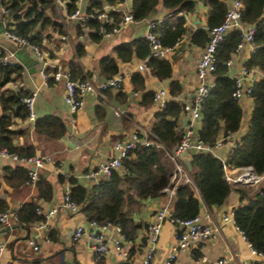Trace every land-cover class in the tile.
<instances>
[{
    "label": "trees",
    "instance_id": "16d2710c",
    "mask_svg": "<svg viewBox=\"0 0 264 264\" xmlns=\"http://www.w3.org/2000/svg\"><path fill=\"white\" fill-rule=\"evenodd\" d=\"M77 0H65L66 13L70 14L76 8ZM126 0H89L84 12H96L105 6L118 7ZM199 2L207 6V29L197 28L188 31L185 18L170 17L171 12L183 11L192 13ZM242 19L245 24L254 25V51L244 62L247 69L258 68L264 74V0H241ZM166 11L162 22L156 28L163 45L172 46L188 31L191 43L204 47L208 40V28L219 24L227 10L225 0H130V13L135 22L142 21L154 13L158 6ZM1 9L7 29L25 38L29 43L37 45L52 58L59 49L60 36L66 34L63 17L57 13L54 0H1ZM113 22H118L122 13L117 10L109 12ZM100 21L91 19L87 23V37L98 41L102 36L98 33ZM77 35L83 33L82 26L76 23ZM240 33L229 31L216 49V67L211 74L213 86L207 98L201 104V119L198 134L209 146H214L217 138L223 134L238 131L242 120V107L239 100L232 96L235 88V77L227 74L226 61L234 53ZM118 58L128 62L132 57L147 59L146 64L158 79H169L172 76V62L166 58L150 55L148 42L143 36L122 41L114 46ZM78 56L84 53L82 43L75 45ZM5 54L0 44V58ZM100 73L109 78L119 72L118 65L109 55L98 61ZM72 78H88L76 62L68 63ZM48 68L47 72H51ZM24 69L21 64H0V148L19 157L31 156L37 150L33 144L16 145L15 139L29 136L30 131L37 137L60 139L66 133V124L57 115L36 117L32 130L30 128L14 129L16 121L28 118V110L23 99L30 94L22 86ZM136 88L143 89V76L135 72L131 77ZM18 82V83H17ZM49 83L52 78H49ZM16 85V87H14ZM182 92L178 80L169 82V98L165 107L154 114L148 132V138L157 140L170 150L180 141L182 131L179 130L177 119L184 111V103L176 99ZM153 92L143 93L145 99H152ZM253 108L245 133L240 136L226 157L230 167L250 166L257 175L264 174V77L255 81L249 95ZM95 114L100 119L104 113L100 105H96ZM190 168L188 173L191 183H178L171 206V215L176 219H187L197 215L202 206L207 209L212 205H221L232 193L239 196V204L232 208L234 224L241 230L246 241L257 251L264 254V180L254 191L251 185L229 184L224 178L222 161L209 152H194L188 156ZM173 164L169 161L164 149L138 144L127 157L122 160V168L112 174L108 180H100L92 185H84L70 176L69 197L79 205L87 220L104 223L108 221L119 223L126 237L130 236L128 225L131 218L128 211L141 200L155 198L164 194L163 189L172 187L174 182ZM13 186L24 184L28 179V168L17 165L10 176L5 178ZM58 184H63L65 178L57 174ZM36 196L24 202L16 211L18 222L29 229L33 224L42 221L44 217L36 213L39 202H48L53 197L54 184L42 175L35 184ZM6 210V205L0 200V211ZM55 240V231L49 233Z\"/></svg>",
    "mask_w": 264,
    "mask_h": 264
},
{
    "label": "crops",
    "instance_id": "0c3cea01",
    "mask_svg": "<svg viewBox=\"0 0 264 264\" xmlns=\"http://www.w3.org/2000/svg\"><path fill=\"white\" fill-rule=\"evenodd\" d=\"M54 1L59 16H64L62 19L66 25V38L62 40L61 36L59 37L60 47L54 57L50 58L42 50L44 54L49 59L57 58L62 69L68 72V63L71 60L75 61L79 69L85 74L88 73V78L94 83L105 79L99 71L98 61L106 55L115 60L119 73L128 75H125L123 83L116 88L107 89L100 93L86 94L83 97V107L76 114L75 122L71 123L69 106L64 101L63 81L55 82L52 80L51 83L48 82L47 85H43L38 61L34 63L27 59L29 67L22 65L24 72L22 82H20L21 86L30 93L36 86L40 87L35 103L36 117L49 114L59 116L66 124V133L60 139H46L37 137L30 131L29 136L19 135L15 139L16 145L33 144L37 147L35 153L43 154L44 151H47L48 153L45 154L51 157L52 164L46 165L41 170L40 176L42 175L53 182V197L48 202H39L38 205H42L44 209L55 207L56 213L51 217L48 227L42 232L38 242V250H33L26 242L28 236L33 234L35 224L27 229L19 222L14 223L11 227H6L0 223V240L5 242L0 264H140L145 251L147 228L153 221V215L162 206L168 205L171 209L174 196L169 197L167 194H162L155 198L141 200L138 205H133L128 211L131 223L128 225L130 236L127 237L128 243L126 244V247L130 250V258L122 260L113 253H109L100 261L93 259L86 237L77 242L72 241L73 229L77 224L85 223L87 218L81 211L77 213L66 211L60 205L61 200L64 192L70 188L68 181L70 176L84 185L95 184L94 181L86 179L84 174L99 162L114 155V142L129 139L135 129H149L151 122L154 120V114L160 110L153 104L152 99L143 97L144 92L165 89L169 98V82L175 79L182 86V92L177 97H182L183 92L186 93L184 98L179 99V101L185 104L193 98L196 87V64L204 47L191 43L188 38V31L191 32L197 28L207 29L208 8L202 2H199L194 12L184 13L183 17L188 31L175 43L174 52L166 57L172 62V76L169 79H158L151 73L149 67L142 71H134L135 66L143 59L132 57L130 61L123 62L118 58L114 46L122 41H129L134 37L143 36L147 22L164 18L166 15V11L162 6L159 5L149 17L142 21H134L118 34L93 41L87 37V28H82L83 33L77 35L80 29L77 28L75 21L67 18L65 0ZM225 2L228 7L230 0H225ZM88 3L89 0L81 1V7L84 11ZM116 8L130 10V0H126L125 3ZM0 11H2L1 0ZM2 21L5 26L3 14ZM0 43H2L1 45L5 51L14 47V42L9 40L6 43ZM78 43H82L84 46V53L80 56L75 52V45ZM26 51L35 60L31 50L26 48ZM253 51L254 48L247 46L239 53H232L230 57L232 58V64L227 67L228 76L233 78L239 76L242 68H245L244 62L250 58ZM248 70L252 71L254 82L264 77L263 72L256 67ZM135 72H139L143 76V89L136 88L131 79L132 74ZM239 103L242 107L240 128L232 134L230 140L214 149L213 154L216 156L226 158L233 144L247 129L253 101L250 96H243L239 99ZM96 105L103 108L104 115L100 119L95 114ZM187 121L188 114L183 111L177 119L178 128L182 132ZM200 124V122L197 123L198 128H200ZM32 125L33 123L28 118L24 121L18 119L13 128H30L32 130ZM190 154L186 153L184 160H188ZM17 165L10 158H0V200H2V204L6 205V209L12 211H17L24 202L36 196L35 186L32 187L26 182L13 186L5 179L10 176V172ZM59 173L65 178L64 183L61 185L56 181ZM228 197L230 198V204L228 210L223 214L231 213L232 208L240 202L237 193H232ZM203 207L207 209L202 206L199 212L202 214L203 222H213L218 226L215 236L198 243L194 249L180 252L173 264H196V258L203 255L210 259H217L228 257L231 254H236V256L228 264H241L244 261L249 264H259V258L250 254L249 243L235 228V225L232 222H223V214L221 217L218 216L219 208L216 212L211 208L207 209V214H209V217H207ZM51 230L55 231V240L51 239L49 235ZM175 230L176 226L168 220L162 225L154 253L155 262L163 260L172 249L175 244Z\"/></svg>",
    "mask_w": 264,
    "mask_h": 264
},
{
    "label": "built area",
    "instance_id": "2783aa9c",
    "mask_svg": "<svg viewBox=\"0 0 264 264\" xmlns=\"http://www.w3.org/2000/svg\"><path fill=\"white\" fill-rule=\"evenodd\" d=\"M81 1L82 0L76 1L75 10L70 14H66L67 18L79 23L83 28H87L89 20H99L100 24L98 27V33L102 37L108 38L118 34L121 30L127 28L134 22L133 16L129 10H121L116 7L105 6L100 11L86 13L81 7ZM113 10L122 13L120 20L116 23L113 22V19L109 14V12ZM184 13L185 12L183 11H177L171 12L168 15L172 17H181L185 15ZM162 20L163 18H160L147 22L143 33L144 38L148 42L150 55L158 58H166L175 50V44L172 46H166L163 45L160 40L156 28ZM232 30H237L240 33V41L235 47L234 54L241 52L247 46L254 48L253 35L255 27L254 25L244 23L242 19L241 0H230V4L225 12L223 20L219 24L208 28V40L196 64V87L194 90V96L189 102L184 104V111L188 114V121L184 127L179 143L174 148L166 150L163 144L159 141L148 138V132L146 129H135L129 139L114 142V155L99 162L94 168L87 171L84 174L86 179H90L95 183L100 180L110 179L114 172L119 171L122 168V160L127 157L129 152L138 144H141L143 146H154L157 149H164L169 161L173 164L174 169L172 180L174 185L172 187L164 188V194L172 197L175 195V186L178 183H191V177L184 163V153L209 152L213 154L214 149L230 140L233 134H221L217 138L214 146H209L200 138L198 134L199 128L197 127V123L200 122L201 119V104L207 98L208 93L213 86L211 74L216 67L217 46L222 41L223 37ZM2 36L14 42L17 45V48L22 47L31 50L34 58L40 63L39 72L43 85L48 84L49 78H52L55 82L63 81L64 101L69 106L71 123L75 122L76 114L83 107V97L86 94L100 93L107 89L116 88L123 83L125 75H128L118 72L114 76L105 78L98 83L92 82L89 78L75 79L70 76L68 71L62 69L57 58L49 59L37 45L29 43L25 38L8 30L6 25L4 26ZM65 38V35L61 36L62 40ZM146 60V58L141 60L140 63L135 66L134 71H142L147 68ZM14 63H18L14 51H5L4 56L0 58V64L8 65ZM231 64L232 58H229L226 61V66L229 67ZM48 67L53 68L54 70L47 72ZM252 75L253 73L251 70H248L246 67L242 68L241 74L235 77V88L232 92L234 98L239 100L243 96H249L251 94L254 82ZM39 89L40 87L36 86L32 92L23 99L28 110V120L31 123H33L36 118L35 103ZM167 100L168 97L165 89H158L153 92L152 101L157 109L162 110L165 107ZM234 145L235 143L233 144V147ZM216 157L220 158L222 161L224 178L229 184L251 185L254 187L253 190L256 191L263 183L264 174L257 175L250 166L230 167L225 162L226 158L223 156ZM0 158H10L18 165L27 167L28 179L26 180V183L32 187L35 186L36 181L40 177L41 170L46 165L52 164V159L48 154L37 152L31 156L19 157L17 154L9 152L6 148H0ZM60 205L68 212H79V205L69 197V189L64 192ZM36 213L42 215L44 219L34 225L33 234L26 239L27 244L31 246L33 250H38L39 239L42 232L48 227L51 217L55 215L56 208L44 209L42 205H38ZM204 213H208L207 209L204 210ZM201 215V213H198L191 218L176 219L172 217L171 209L168 205L162 206L156 210L153 215V221L147 228L145 236V251L140 264H173L180 252L194 249L198 243L214 237L218 230V226L213 222H203ZM207 217H209V214H207ZM167 220L176 226L174 234L175 244L163 260L155 262V249L162 225ZM222 221L232 222L234 224L232 212L223 214ZM16 222H18L16 211L10 209L0 211L1 224L6 227H11ZM235 228L240 232L243 238H245L243 232L239 230L236 225ZM84 237L88 239L89 249L95 261H100L109 253H113L122 260H128L130 258V250L126 247L128 238L119 223L112 221L100 223L96 220H87L85 223H79L73 229L71 239L72 241L77 242ZM249 248L250 254L259 258L258 263L264 264V254L257 252L250 244ZM4 249L5 242L0 240V259ZM235 256L236 254H231L228 257L210 259L203 255L196 258L195 262L196 264H228V262ZM241 264L249 263L244 261Z\"/></svg>",
    "mask_w": 264,
    "mask_h": 264
},
{
    "label": "water",
    "instance_id": "95a60500",
    "mask_svg": "<svg viewBox=\"0 0 264 264\" xmlns=\"http://www.w3.org/2000/svg\"><path fill=\"white\" fill-rule=\"evenodd\" d=\"M3 21H2V11H0V42H3V43H6L7 40L6 38H4L2 36V33L4 31V25H3ZM10 41V40H9ZM12 42V41H11ZM2 44V43H0ZM10 51H14L15 53V58L17 59L18 63H20L21 65L25 66V67H29V61L28 60H31L32 62L34 63H37V60L33 59L29 54L28 52L26 51L25 48H17V45L14 43V47L13 48H8ZM28 59V60H27ZM186 95L185 92H183L182 94V97H176L177 100L179 99H182L184 98V96ZM184 155H186V153H184ZM184 163L186 165V167L189 169L190 168V163L188 160H184ZM229 204H230V198L227 197L224 199V201L222 202L221 205H212L211 206V209L216 212L217 209L219 208V211H218V216L221 217V215L223 213H225L227 210H228V207H229ZM203 209H205L203 207Z\"/></svg>",
    "mask_w": 264,
    "mask_h": 264
},
{
    "label": "rangeland",
    "instance_id": "374dc122",
    "mask_svg": "<svg viewBox=\"0 0 264 264\" xmlns=\"http://www.w3.org/2000/svg\"><path fill=\"white\" fill-rule=\"evenodd\" d=\"M44 152H45V153H48L47 151H44ZM45 153H44V154H45Z\"/></svg>",
    "mask_w": 264,
    "mask_h": 264
}]
</instances>
